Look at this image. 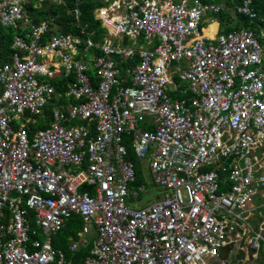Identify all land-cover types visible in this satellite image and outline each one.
<instances>
[{
    "label": "built area",
    "instance_id": "1",
    "mask_svg": "<svg viewBox=\"0 0 264 264\" xmlns=\"http://www.w3.org/2000/svg\"><path fill=\"white\" fill-rule=\"evenodd\" d=\"M46 3L61 0H0V26ZM249 5L236 12L253 18ZM220 11L109 0L93 13L101 43L77 8L76 33L49 16L14 37L0 62V264H207L227 246L240 264L264 258V35L205 36L203 19ZM60 74L71 80L59 94ZM61 95L76 103L58 105ZM36 118L45 127L31 132ZM131 154L162 191L140 209L128 205L146 193L133 188ZM74 216L68 252L93 238L80 262L53 246Z\"/></svg>",
    "mask_w": 264,
    "mask_h": 264
},
{
    "label": "trees",
    "instance_id": "2",
    "mask_svg": "<svg viewBox=\"0 0 264 264\" xmlns=\"http://www.w3.org/2000/svg\"><path fill=\"white\" fill-rule=\"evenodd\" d=\"M65 3L63 5L59 6H52L48 3L43 4L40 9L34 10L32 12L31 7L29 8V11L33 13L32 18L34 23H38L40 20L46 19L48 13L55 14L59 13V17L56 20V23L61 27V31L64 33H71L75 31V27L73 26L74 23H72L73 18L71 15V11L74 8H77L80 13V24L81 25H87L88 31L95 32L94 40H99L100 34L103 32V29L99 26V23L94 20L92 12L93 9L98 5L96 0H64ZM202 2H207V0H201ZM245 0H233L235 7H239L243 4ZM234 7V8H235ZM250 10L254 14L253 18H250L249 16H245L243 14H240L235 11V13L238 15L235 19L230 21L229 25L234 24L233 29L239 30L241 28L249 29L253 31L257 36H260L262 33V30L264 31V0H250L249 5ZM230 14L226 12L222 13L221 11L214 17H216L219 20V23L221 25L224 24V21H222V17L226 18L229 17ZM232 23V24H231ZM73 24V25H72ZM202 27L201 25L199 26ZM77 32V31H76ZM19 30H13L11 28L6 29H0V54L4 55V59H7L8 53L10 52L9 46L10 41L12 40L13 36L18 35ZM263 41V39H261ZM263 51H264V43H262ZM136 62V61H135ZM124 67V66H122ZM88 74H92V70H89ZM56 77L58 79H56ZM51 83L56 86L57 91L62 92L65 90L66 85L65 82L68 80L67 78H63V75L56 76ZM69 78V77H68ZM56 79V80H55ZM72 103H76L74 99H71ZM75 123H81L80 121ZM39 128L45 127L42 123L39 124ZM131 160L133 161L135 168H136V176H135V182L133 186H137L142 183V173L140 172V164L136 161L134 156L130 155ZM81 222L78 217L74 216L69 219V221L66 223L65 227L56 235L53 237V246L55 248H61L66 253V258L73 259L75 262H80L84 260V258L88 255V251L92 242V237L89 239V244L84 247L80 248L77 253H69L67 250V240L68 238L76 237V232L80 229Z\"/></svg>",
    "mask_w": 264,
    "mask_h": 264
},
{
    "label": "crops",
    "instance_id": "3",
    "mask_svg": "<svg viewBox=\"0 0 264 264\" xmlns=\"http://www.w3.org/2000/svg\"><path fill=\"white\" fill-rule=\"evenodd\" d=\"M97 1V3H98V5L93 9V12H92V15H93V18H94V11H95V9H97L98 7H101V6H105V5H107L108 4V2H109V0H96ZM65 3V1L64 0H61V4H59V5H63ZM49 5H52V6H59L58 4H55V3H48ZM31 7V9H32V12L34 11V10H37V9H40V8H37V7H33V5H30V6H28L27 8H26V10H25V12H24V14H23V18L19 21V23H18V27L17 28H13V27H2V26H0V29H3V28H6V29H9V28H11V29H13V30H19V34L18 35H15V36H22V35H24L26 32H28V29H29V24H30V26L31 25H34V24H37V23H34L33 22V18H32V15H33V13L31 12V11H29V8ZM79 11V10H78ZM215 15V14H214ZM49 16H51V17H54L55 18V22H56V20L58 19V17L60 16L59 15V13H55V14H50V13H48V15H47V17H46V19L49 17ZM73 18V17H72ZM216 18V17H215ZM46 19H44V20H46ZM94 20H95V18H94ZM216 21H214V20H212V19H209V18H204L203 19V21H204V24H201V28H200V30L202 31V33L206 36H208V35H210L211 37L212 36H215L216 34H226V33H228V32H231V31H234V29H233V26H234V24H232V25H228V27L227 28H225L224 29V27H223V25H221V23H219V20H217V19H215ZM40 21H43V20H40ZM39 21V22H40ZM97 21V20H96ZM74 22V19H73V21H72V23ZM98 22V21H97ZM99 23V22H98ZM57 24V27H58V30L57 31H59V32H61V33H64V32H62L61 30V27L58 25V23H56ZM211 26H210V25ZM213 24H215V25H213ZM99 26H100V24H99ZM101 27V26H100ZM102 28V27H101ZM103 29V32L100 34V36H99V40H97V41H95L94 40V36H95V32H94V35L92 36V40L94 41V43H101L102 41H103V38L105 37V30H104V28H102ZM225 31V32H224ZM71 33H76V30L75 31H73V32H71ZM65 34H69V33H65ZM15 36H13V38H12V40L10 41V46H9V49H10V52L8 53V56H7V59L5 60L4 58V55H1L0 54V62H3V63H6V62H10V60H11V54L13 53V48H12V42H13V39H14V37ZM115 43H119L121 46L122 45H126V44H128V45H130L131 44V41H128V40H126V39H123V41H115ZM143 48H152V47H154L156 44H157V41H153L152 43H150V44H147L145 41H143L142 39H140V41L138 42ZM90 52H93V53H96L97 52V50H92V51H90ZM137 60H138V58H137V56H135V58H134V60H133V64H132V66L137 62ZM136 61V62H135ZM120 64V68H118L120 71H119V76L120 77H124V75H125V73H124V69H125V67H126V65L124 64V63H119ZM122 66H124V67H122ZM69 77V78H68ZM68 77H63L64 79L65 78H67L68 80L65 82V85L71 80V77L70 76H68ZM56 79H58L57 77H56ZM55 79V80H56ZM53 86L55 87V89H56V86L53 84ZM66 89V88H65ZM56 91H57V89H56ZM65 91V90H64ZM64 91H62V92H64ZM58 93H59V91H57ZM62 92H60V93H62ZM59 93V94H60ZM72 103V100L71 99H65L62 95H61V98H60V101L59 102H57V104L58 105H62L63 107H65V106H67L68 104H71ZM40 121H42V118L41 119H39ZM40 121L39 122H37V118L34 120V123L36 124L35 126H33V125H30V131L31 132H34L36 129H37V124L39 125L40 124ZM44 125V124H43ZM145 126H147V125H145ZM132 155V154H131ZM132 156H134V155H132ZM134 158H135V156H134ZM136 159V158H135ZM136 161L137 162H139V164H140V161L138 160V159H136ZM141 168H142V164H140V172H141ZM141 184H143V183H141ZM140 185V184H139ZM139 185H137V186H139ZM144 185V184H143ZM137 186H133V188H137ZM146 187V186H145ZM146 194V193H145ZM144 194H141L140 196H143ZM139 196V197H140ZM133 199H131V201H132ZM238 256H239V254L237 255L236 254V252H232V253H228V255H227V264H240L239 262L242 260V258L240 259V257L238 258ZM221 260V258L219 257V259H213V260H207L208 261V263L207 264H220L219 263V261Z\"/></svg>",
    "mask_w": 264,
    "mask_h": 264
},
{
    "label": "rangeland",
    "instance_id": "4",
    "mask_svg": "<svg viewBox=\"0 0 264 264\" xmlns=\"http://www.w3.org/2000/svg\"><path fill=\"white\" fill-rule=\"evenodd\" d=\"M205 3L217 5L221 9L222 13L226 14V12H227V13L230 14L229 17H226V18L222 17V21H224V24H223L224 29L228 27V25L230 24V21H232L233 19L236 20V18H238L237 17L238 15L235 13L236 7L234 5L233 0H207V2H205ZM214 16L215 15L207 14V17L209 19H212V20L216 21L215 19H217V18H215ZM201 24H204V21ZM213 25H215V24H213ZM262 33L264 35V31L263 30H262ZM141 173H142V183L144 184V186H146V194H144L143 196L138 197L137 200H133L134 203H135L134 205L131 204L132 201L129 200V204L128 205L131 208H135V209L143 208V207L153 203L156 200V198H161L162 197L161 189L158 188V187H155L152 184L151 180H150V177L148 175V169L146 167V163L145 162L142 163Z\"/></svg>",
    "mask_w": 264,
    "mask_h": 264
},
{
    "label": "water",
    "instance_id": "5",
    "mask_svg": "<svg viewBox=\"0 0 264 264\" xmlns=\"http://www.w3.org/2000/svg\"><path fill=\"white\" fill-rule=\"evenodd\" d=\"M231 250V246H227L226 248H224L221 252H220V258L221 259H225L229 253V251ZM240 259L244 257L243 252H239V256ZM257 264H264V258H260L259 261L257 262Z\"/></svg>",
    "mask_w": 264,
    "mask_h": 264
},
{
    "label": "bare ground",
    "instance_id": "6",
    "mask_svg": "<svg viewBox=\"0 0 264 264\" xmlns=\"http://www.w3.org/2000/svg\"><path fill=\"white\" fill-rule=\"evenodd\" d=\"M208 36H210V35H208ZM211 37V36H210Z\"/></svg>",
    "mask_w": 264,
    "mask_h": 264
},
{
    "label": "clouds",
    "instance_id": "7",
    "mask_svg": "<svg viewBox=\"0 0 264 264\" xmlns=\"http://www.w3.org/2000/svg\"><path fill=\"white\" fill-rule=\"evenodd\" d=\"M259 261V260H258Z\"/></svg>",
    "mask_w": 264,
    "mask_h": 264
}]
</instances>
